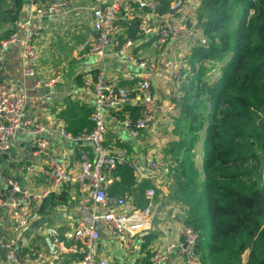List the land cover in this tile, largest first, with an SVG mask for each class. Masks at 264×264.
I'll use <instances>...</instances> for the list:
<instances>
[{"label":"built area","instance_id":"built-area-1","mask_svg":"<svg viewBox=\"0 0 264 264\" xmlns=\"http://www.w3.org/2000/svg\"><path fill=\"white\" fill-rule=\"evenodd\" d=\"M167 1L168 8L160 11L158 0H29L27 15L12 22V31L0 38V70L7 47L20 43V73L33 77L40 43L42 48L48 44L50 28L63 33L69 28H84L93 37L78 45L74 57L77 66L73 68V79H79L91 96L90 130L73 135L58 112L46 119L63 97L56 88L63 77L61 64L53 68L47 81L36 80L35 86L46 92H28L12 80L0 79V151L11 145L17 148L13 168L0 170V219L10 222L14 233L41 216L46 219L37 239L23 246L11 235H0V250H5L0 264H117L100 253L103 236L119 242L125 260L120 264H165L171 258L176 264H203L197 252L198 232L185 219L186 206L174 207L176 239L156 242L146 254L140 243L154 224L158 207L154 188L144 190V207L109 189L118 179L114 170L124 162L138 183L156 174L161 180L170 171L169 162L161 156L142 152L127 158L105 144L108 122L135 137L157 112L175 107L170 100L177 90L174 83L183 80L181 67L188 70L187 63L180 66L178 59L206 42L201 24L193 20L201 0ZM133 21L135 38L124 25ZM183 47L186 54H182ZM109 54L139 70L127 75L130 85L110 79ZM165 85L168 88H163ZM164 89L169 94L167 101L162 100ZM126 103L139 106L133 123L127 111L121 110ZM59 144L69 146L71 164ZM262 178L264 181V165ZM63 191L69 194L70 207L47 205L41 212L45 200ZM63 228L67 231L61 235ZM45 230V243L48 238L51 242L40 248L36 241Z\"/></svg>","mask_w":264,"mask_h":264},{"label":"trees","instance_id":"trees-1","mask_svg":"<svg viewBox=\"0 0 264 264\" xmlns=\"http://www.w3.org/2000/svg\"><path fill=\"white\" fill-rule=\"evenodd\" d=\"M5 1L0 15L12 23L23 1ZM158 2L160 11L168 8L167 0ZM198 17L206 42L185 56L181 94L170 98L176 110L171 116L175 137L162 153L171 163L167 196L187 207L185 219L198 232L203 264H264V0H201ZM124 25L135 38L136 22ZM65 101L58 115L66 130L73 135L90 130V107ZM120 107L133 123L139 106ZM117 117L123 118L121 112ZM110 138L106 145L132 151L128 141ZM114 174L118 179L110 192L144 207V190L151 184L136 182L127 162ZM161 185L153 184L154 199ZM69 201L65 191L51 195L41 212L47 205L67 207ZM140 250L149 253L144 242Z\"/></svg>","mask_w":264,"mask_h":264},{"label":"crops","instance_id":"crops-1","mask_svg":"<svg viewBox=\"0 0 264 264\" xmlns=\"http://www.w3.org/2000/svg\"><path fill=\"white\" fill-rule=\"evenodd\" d=\"M1 1H3V3L5 2L8 4V1L5 0H1ZM28 11H29V4L23 2L21 7L17 10L18 18L25 17ZM10 24L12 23L3 19L2 16L0 15V34H3V32L6 29H11ZM49 30L51 31L52 34L48 39V44L42 48V44L40 43V53H39L40 57L38 63L36 64L35 75L33 77H23L20 73V62H19L20 49H21L20 43H14L7 47L6 51L4 52L3 68L2 70H0V79L12 80L19 87L26 89L28 92L36 93L38 91L46 92V90L42 88V86H39L38 88L35 86L36 80L40 81L41 83L47 81L48 79H50V77H52V70L53 68H55L57 64H61L63 66V77L61 81L56 84L57 90L63 93V97L60 103L51 107L50 114L46 116L47 120L50 118V115L57 113L60 108L64 107L66 98L75 100L80 104L90 107L91 96L88 94V92H86L82 88L81 84L78 83L77 80L75 81L73 79V68L74 65L77 66V61H75L74 57L77 52L78 45L86 41H91L93 39V37L88 32H86L84 28H79V27L69 28V30H67L66 33L60 32L54 28H50ZM59 46L62 47V51ZM181 51L182 54H186L187 48L183 47L181 48ZM185 58L186 57L184 56L178 59V63H180V66L183 65ZM108 63L112 65V68H110L111 70L109 72L110 79H117L123 81L125 85H129L130 82V80L127 79V75L130 72L136 70L139 71L131 64L120 59L118 55L109 54ZM162 95H164L165 98L162 99L163 101L169 100V94L167 92V89H164ZM175 95L176 93L175 91H173V96ZM175 110L176 109L174 107L173 109L165 113L157 112L155 118L149 123V125L144 130L138 132L134 138H130L128 135L122 138L120 136L121 130H119L118 124L113 122H108V134L106 140H108L110 138V135L113 134L110 138L113 142H115L117 139H119L120 141L123 140L128 141L132 146V151L128 154L125 152L123 148L115 147L120 151H122L127 158L133 156H139L142 154V152H148L153 156L158 155L163 157L162 153L166 143L164 144L162 143L165 140L164 139L160 140L158 136L159 134L157 135L156 140L148 139V138L142 140L141 132H144L147 135L150 132V128L154 125H156V127L158 126L157 127L158 130L159 127L160 128L162 127L163 120L166 119L164 121V125L166 126L168 132L171 133V129L169 130V126L171 125V123L170 120L167 119L170 117L171 113L175 112ZM59 145L63 150V154L67 157V159H69V163L71 164L73 157L69 146L66 144H59ZM17 146L20 147L21 142H18ZM10 160L11 161L9 162H12V159ZM12 168L13 166L7 165L3 167L2 170L5 169L11 170ZM170 171L168 172V175H166V177L161 180L159 179L158 174H156V176L153 177L152 179H143V182H149L151 184L149 187H153V183L154 185H156L158 181L164 183V184L162 183V185L160 186L159 193L155 199V201L158 203V207L155 214L154 224L151 230L144 233V235L147 236V238L144 237L143 235L142 236L143 240L140 243V244H142V242L146 243L147 247L152 246L156 242H168L169 240L176 239V227L174 225V220H173L175 216L173 213H174V207L180 206V204L178 202L170 201L167 196V191H168L167 185H169L171 181ZM153 188L155 190V187ZM168 211H170V214L168 213ZM45 220L46 219L44 218V216H41L39 220H36L27 227L19 230V232L14 233L11 228V223L0 219V235H5V236L11 235L17 240V243L22 238H25V240L22 241V244L20 245L23 246L29 240L30 242H34L33 238L38 237L40 233L39 231L45 227ZM28 227H30L32 230L31 233H29V235H27ZM66 231H67L66 228L65 229L63 228L61 229L60 233L64 234V232ZM36 239L37 238H35V240ZM47 243L49 242L46 243L44 242L43 248L47 247L46 245ZM36 244H38L39 246L38 241H36ZM99 251L102 255L107 256L115 263H117L120 258H121V262H125V260H123V254L120 248V244L114 238H107L103 236L99 242ZM165 264H176V262L174 258H171L168 261H166Z\"/></svg>","mask_w":264,"mask_h":264},{"label":"rangeland","instance_id":"rangeland-1","mask_svg":"<svg viewBox=\"0 0 264 264\" xmlns=\"http://www.w3.org/2000/svg\"><path fill=\"white\" fill-rule=\"evenodd\" d=\"M5 3V2H4ZM3 3V1H1L0 0V10L3 8V6L5 7V6H7V3H5L4 4ZM199 6H200V2H198L197 4H196V6H195V9H194V14H193V20L195 21V22H197V24H199L200 25V22H199V20H198V9H199ZM201 26V25H200ZM202 27V26H201ZM203 29V28H202ZM60 48H61V51H62V47L61 46H59ZM184 57V56H183ZM183 60H184V58H183ZM212 76H213V73L212 74H209V77H210V79L212 78ZM177 83V84H176ZM178 85H179V81H177V82H175L174 83V87H176V88H178ZM168 88V85H165L163 88ZM178 90V89H177ZM177 90L175 91V93L176 94H178V95H180L181 93H177ZM173 114H175V112H173V113H171L170 114V117L167 119V120H170V123H171V125L169 126V130L170 129H172L173 128V124H172V122H171V116L173 115ZM166 120V119H165ZM165 120H163V123H162V127L160 128L159 127V129L157 130V127H156V125H154V126H152L151 128H150V132L146 135L144 132H141L142 134H141V139L142 140H145V139H153V140H156V137H157V135L159 136V138H160V140H165V141H163V143L162 144H164V143H166L165 144V146L167 145V143L170 141V140H172L175 136L174 135H172L171 133H169L168 132V130H167V128H166V126L164 125V121ZM120 130V129H119ZM128 135V133L125 131V130H121V132H120V136L122 137V138H124V137H126ZM129 136V135H128ZM130 137V136H129ZM130 138H134V137H130ZM159 140V141H160ZM166 160V159H165ZM170 164V166H171V163H169ZM5 170H7L8 171V169H5ZM171 182V181H170ZM128 199H130V198H128ZM70 207V206H69ZM168 213L170 214V211H168ZM67 230V229H66ZM46 234H47V232H46V230L45 231H43V234H41V236H39V238H38V242H39V246H40V248H42L43 246H44V242H45V237H46ZM61 235L63 234V233H60ZM54 239V238H53ZM48 241L49 242H51V240H50V238H48ZM147 248H149V247H147ZM121 263V258L118 260V262H117V264H120Z\"/></svg>","mask_w":264,"mask_h":264},{"label":"water","instance_id":"water-1","mask_svg":"<svg viewBox=\"0 0 264 264\" xmlns=\"http://www.w3.org/2000/svg\"><path fill=\"white\" fill-rule=\"evenodd\" d=\"M24 3L28 4L29 0H22ZM79 143V142H78ZM76 143L71 142V145H75ZM17 153V148L14 145H11L8 149L0 151V168H3L5 166H13V162H9L11 161L10 159H12ZM31 228L28 227L27 229V235H29V233H31ZM25 238H22L17 244L20 246L22 244V241H24ZM5 254V250H0V255H4Z\"/></svg>","mask_w":264,"mask_h":264}]
</instances>
